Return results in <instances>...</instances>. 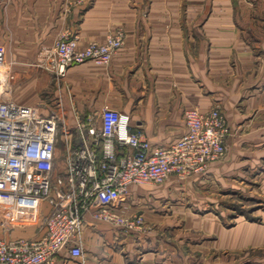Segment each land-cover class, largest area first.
Instances as JSON below:
<instances>
[{
    "label": "crops",
    "instance_id": "1",
    "mask_svg": "<svg viewBox=\"0 0 264 264\" xmlns=\"http://www.w3.org/2000/svg\"><path fill=\"white\" fill-rule=\"evenodd\" d=\"M29 6L40 8L39 19L15 18L17 8L27 14ZM10 7L12 30L32 33L28 38H60L72 30L84 46L124 32L109 66L89 61L69 69L65 81L74 102L67 90L61 100L72 126L73 105L84 114L109 105L130 114L132 126L153 143L168 145L187 132V109L221 104L233 128L252 126V160L264 174V0H12ZM70 7L78 8L76 15ZM135 186L141 185L130 188L132 199L144 200ZM165 197L151 204L159 217L171 208ZM84 241L90 259L103 264H192L166 250L165 241L160 247L142 232L105 223L87 226Z\"/></svg>",
    "mask_w": 264,
    "mask_h": 264
},
{
    "label": "built area",
    "instance_id": "2",
    "mask_svg": "<svg viewBox=\"0 0 264 264\" xmlns=\"http://www.w3.org/2000/svg\"><path fill=\"white\" fill-rule=\"evenodd\" d=\"M124 42L122 30L84 50L75 41H62L49 69L62 81L72 65L108 64ZM12 79L0 47V208L15 220L41 218L33 236L0 240V264H61L63 257L103 264L86 252L87 226L139 230L143 215L122 212L133 185H162L173 176L203 173L227 151L229 130L219 108L187 110V132L159 145L132 126L130 114L108 106L84 114L73 105L72 126L61 100L59 109L47 114L20 103L11 95Z\"/></svg>",
    "mask_w": 264,
    "mask_h": 264
},
{
    "label": "rangeland",
    "instance_id": "3",
    "mask_svg": "<svg viewBox=\"0 0 264 264\" xmlns=\"http://www.w3.org/2000/svg\"><path fill=\"white\" fill-rule=\"evenodd\" d=\"M11 1L0 0V47L5 49L6 62L13 75L11 95L20 103L39 106L46 114L51 113L59 109L58 101L66 90L70 101L74 98L69 93L66 77L59 81L49 69L59 43L75 41L78 49L84 50L100 42L92 41L82 46L78 34L72 30H66L60 38L47 39L25 37L32 34L29 32H14L12 27L15 24H9L12 21ZM27 9L28 13L23 14L25 7L17 8L19 14L15 17L13 13V19L40 18V8L29 6ZM69 10L70 15H76L78 8L70 7ZM113 57L108 64L92 60L83 63L91 61L97 66H109ZM57 94L58 100L55 99ZM44 96H50L51 100L41 102ZM65 106L67 112V104ZM193 108L199 107L189 109ZM213 108L222 112L229 130L224 156L211 162L203 173L185 179L171 177L175 181L172 185L169 178L162 185L135 186L134 193L145 192L146 198L136 202L132 199L135 195H131L130 191L127 207L122 212L127 216L143 215L144 225L139 230L124 232H142L160 247L165 241L166 245L168 243L164 245L166 250L174 255L190 257L192 264H264V174L252 160V154H257L252 151V126L233 128L221 104L202 111L207 113ZM260 162L264 167V161ZM159 195L166 196L162 203L169 202L171 206L160 217L152 206L155 204L154 197ZM139 201L140 206L145 205L144 208L137 207ZM40 218L37 215L34 219L27 216L15 220L0 208V240L33 236V224L39 223ZM115 228L120 230L121 227Z\"/></svg>",
    "mask_w": 264,
    "mask_h": 264
}]
</instances>
